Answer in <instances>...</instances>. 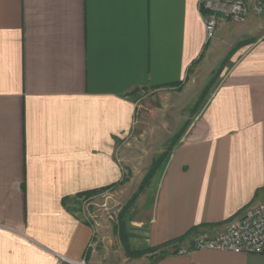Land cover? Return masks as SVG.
I'll use <instances>...</instances> for the list:
<instances>
[{
    "label": "crops",
    "instance_id": "0c3cea01",
    "mask_svg": "<svg viewBox=\"0 0 264 264\" xmlns=\"http://www.w3.org/2000/svg\"><path fill=\"white\" fill-rule=\"evenodd\" d=\"M226 57L174 141L168 117L136 118L134 91L175 113ZM160 139L171 150L127 220L145 249L180 243L187 252L152 264H263L191 244L264 202V15L222 21L207 41L198 0H0V264H68L58 255L98 264L102 215L88 219L82 200L113 191L124 166L137 187L166 151L150 153ZM229 254L246 260H221Z\"/></svg>",
    "mask_w": 264,
    "mask_h": 264
},
{
    "label": "rangeland",
    "instance_id": "374dc122",
    "mask_svg": "<svg viewBox=\"0 0 264 264\" xmlns=\"http://www.w3.org/2000/svg\"><path fill=\"white\" fill-rule=\"evenodd\" d=\"M227 57L221 61V63L217 64L209 74V77H200V80L198 81L199 83L196 85V91L194 90V87H192V90L194 91L191 90L182 95V101L185 102V104L183 103L184 108H177L175 113H173L172 110H169V108L165 110L166 106L163 104V100L151 91L141 89L134 91L133 98L141 105L139 112L136 114V118H140L141 111L146 115V118H149L151 123H161L165 117H168L173 124V134L175 133L179 135L206 101L214 82L228 64ZM210 60L211 61H209V59L204 61L202 65L203 73L212 65L213 58ZM173 118H180V120L175 123L173 122ZM160 140L162 141L163 139ZM161 141L159 142L158 140V142H155V148H151L150 150L152 152L150 153H157V151L163 149V151L166 150L167 154L171 150L172 142L170 143L166 140ZM130 176V170L124 166V174L121 178L123 181L121 184L117 185L113 191L110 190V187H106L95 192L91 191L90 193H86L88 201L85 207L86 216L90 219L89 215H102L101 219L103 220L104 225L99 233H102V235L106 237V240L105 242L99 243L101 246L99 247V252L97 254L98 264H152L160 257L170 254H178L179 249H185L184 245L179 243L176 246L174 244L161 246L155 250L146 251L140 255L127 256V251L134 252L146 248L142 229L131 224L127 220L126 214H128V208L130 207L128 201L137 191L140 184L139 183L137 187H134V180V184L130 183L127 186L126 181ZM94 195L96 196L95 198H89ZM75 210L81 212V207L78 206ZM194 237L192 238V242ZM123 238L125 239L124 241ZM175 248H177V251H175ZM179 256L180 258L183 257V255ZM242 256L243 255L236 256L229 254L221 256V260L229 262L245 261L246 259ZM180 261H183V259H180Z\"/></svg>",
    "mask_w": 264,
    "mask_h": 264
},
{
    "label": "built area",
    "instance_id": "2783aa9c",
    "mask_svg": "<svg viewBox=\"0 0 264 264\" xmlns=\"http://www.w3.org/2000/svg\"><path fill=\"white\" fill-rule=\"evenodd\" d=\"M198 10L204 25L205 40L208 41L214 37L217 26L222 21L242 23L250 15H264V0H198ZM87 203L85 197L82 200L83 208ZM97 234V231H93V240L90 241L88 250L94 247ZM192 249L258 254L264 264V202L248 209L241 217L229 221L222 231L214 234L199 231L192 242ZM186 252V249L178 250V254ZM58 259L59 263L92 264L86 260V256L80 260H72L58 255Z\"/></svg>",
    "mask_w": 264,
    "mask_h": 264
},
{
    "label": "trees",
    "instance_id": "16d2710c",
    "mask_svg": "<svg viewBox=\"0 0 264 264\" xmlns=\"http://www.w3.org/2000/svg\"><path fill=\"white\" fill-rule=\"evenodd\" d=\"M241 42H238L235 46V48L237 46L240 45ZM234 50V49H233ZM196 62V61H195ZM181 83H179L180 85ZM178 85V86H179ZM178 137V134L175 135L171 140L174 141L176 138ZM166 156V151H164L162 154H160L159 156H157L151 163L150 167L148 168V170L146 171L145 175L143 176L138 188H137V191L132 195L131 199L128 201V205H131L133 200L135 199V197L144 189L145 186H147V184L149 183L151 177L153 176V174L155 173V171L160 167L163 159L165 158ZM122 179L119 180L118 183H116L115 185H111V186H117L119 184L122 183ZM184 237H180L177 239V241H181ZM125 239L123 238V241ZM156 247H152V248H149V249H141V250H138V251H127V255L128 256H131V255H140V254H143L144 252L146 251H150V250H155Z\"/></svg>",
    "mask_w": 264,
    "mask_h": 264
}]
</instances>
